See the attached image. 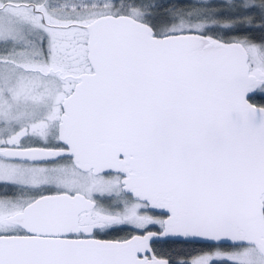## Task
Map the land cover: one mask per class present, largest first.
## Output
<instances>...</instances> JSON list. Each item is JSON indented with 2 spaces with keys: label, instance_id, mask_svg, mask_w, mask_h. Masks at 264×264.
Here are the masks:
<instances>
[{
  "label": "snow or ice",
  "instance_id": "1",
  "mask_svg": "<svg viewBox=\"0 0 264 264\" xmlns=\"http://www.w3.org/2000/svg\"><path fill=\"white\" fill-rule=\"evenodd\" d=\"M0 264H264V0H0Z\"/></svg>",
  "mask_w": 264,
  "mask_h": 264
},
{
  "label": "flooded vegetation",
  "instance_id": "2",
  "mask_svg": "<svg viewBox=\"0 0 264 264\" xmlns=\"http://www.w3.org/2000/svg\"><path fill=\"white\" fill-rule=\"evenodd\" d=\"M201 243H191V244H170L168 247L172 249H180V248H185V249H194V248H199L201 247Z\"/></svg>",
  "mask_w": 264,
  "mask_h": 264
}]
</instances>
